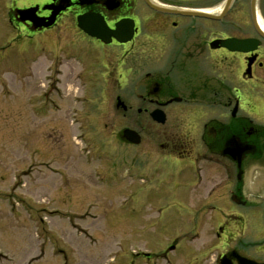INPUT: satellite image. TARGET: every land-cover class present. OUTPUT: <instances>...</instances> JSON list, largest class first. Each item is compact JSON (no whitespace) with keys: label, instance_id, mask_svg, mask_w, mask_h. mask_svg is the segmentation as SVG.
<instances>
[{"label":"flooded vegetation","instance_id":"1","mask_svg":"<svg viewBox=\"0 0 264 264\" xmlns=\"http://www.w3.org/2000/svg\"><path fill=\"white\" fill-rule=\"evenodd\" d=\"M34 5V18L53 13L50 25L34 29L18 11ZM0 8L3 24L33 36H51L62 21L71 22L65 29L75 40L66 46L73 52L65 54L80 69L66 71V80L92 89L86 109L93 118L114 106L129 120L111 126L113 139L94 142L102 151L92 150V158L118 157L133 167L128 176L159 178L177 198L194 191L200 199L191 207L210 213L211 235L197 250L205 255L195 257L198 264L264 262L258 256L264 250V38L258 32L264 0H13ZM97 16L109 30L123 21L121 37L129 39L104 42L88 32L83 24L94 19L96 30ZM230 37L257 39V46L230 50L222 44ZM150 49L170 56L169 63H148ZM100 79L108 93L97 92ZM102 99L105 108L97 106ZM154 110L162 122L151 116ZM150 127L154 140L144 138ZM124 129L138 132L140 140L124 139Z\"/></svg>","mask_w":264,"mask_h":264},{"label":"rangeland","instance_id":"2","mask_svg":"<svg viewBox=\"0 0 264 264\" xmlns=\"http://www.w3.org/2000/svg\"><path fill=\"white\" fill-rule=\"evenodd\" d=\"M12 2L0 0L5 10ZM61 23L51 36H33L0 20V264H198L211 235L210 213L191 207L200 197L177 198L159 178L128 176L133 167L118 157L92 158L102 151L94 142L113 139L111 126L129 120L114 106L90 116L92 89L64 76L80 63L65 54L75 36L65 29L71 22ZM149 54L148 63L171 58ZM95 84L98 93L111 90ZM149 130L144 138L154 140Z\"/></svg>","mask_w":264,"mask_h":264},{"label":"water","instance_id":"3","mask_svg":"<svg viewBox=\"0 0 264 264\" xmlns=\"http://www.w3.org/2000/svg\"><path fill=\"white\" fill-rule=\"evenodd\" d=\"M49 5H44L43 8L48 7ZM154 8L159 9L158 5L154 4L153 5ZM37 9V5L35 6H31L25 9H20L18 10L20 13L24 14L25 17L24 18H30V20L33 22L34 28L36 27H40V26H48L53 22V13L51 14V16L46 17V18H34L33 15H35V11ZM98 21L100 23V25L96 28V24H95V20L94 19H89L90 23H84L83 27L90 32L91 34L96 35L97 37H99L102 41L104 42H109L111 35L113 37H115L117 40L119 41H125L129 39V35H123L124 37H121L122 34L120 33L119 27L120 25L123 24V21H120L118 23H116V27L114 29L109 30L102 17L101 16H97ZM80 24V23H78ZM258 32L259 34L264 38V32L261 30L260 26L258 25ZM129 32H131V28L128 29ZM257 39H253V38H244V39H239V38H227L224 39L222 41V44L224 46H226L228 49L230 50H237V51H249V50H253L256 48L257 46ZM152 117L155 118L157 121L162 122L163 121V116L162 114L159 113V110H154L151 113ZM123 137L129 141L132 142H138L140 139V136L138 135V133L132 129H124L123 132ZM245 261H241L240 259V263L241 264H264V262L258 263L249 259H244ZM221 264H225L224 260H221ZM228 264V263H226Z\"/></svg>","mask_w":264,"mask_h":264},{"label":"bare ground","instance_id":"4","mask_svg":"<svg viewBox=\"0 0 264 264\" xmlns=\"http://www.w3.org/2000/svg\"><path fill=\"white\" fill-rule=\"evenodd\" d=\"M260 27L262 28V30L264 31V22L262 20H258Z\"/></svg>","mask_w":264,"mask_h":264}]
</instances>
